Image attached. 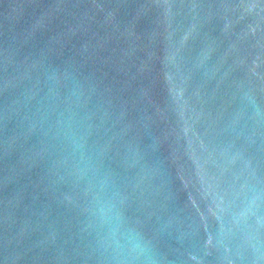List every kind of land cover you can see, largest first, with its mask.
<instances>
[{
	"label": "water",
	"instance_id": "water-1",
	"mask_svg": "<svg viewBox=\"0 0 264 264\" xmlns=\"http://www.w3.org/2000/svg\"><path fill=\"white\" fill-rule=\"evenodd\" d=\"M264 264V0H0V264Z\"/></svg>",
	"mask_w": 264,
	"mask_h": 264
},
{
	"label": "clouds",
	"instance_id": "clouds-1",
	"mask_svg": "<svg viewBox=\"0 0 264 264\" xmlns=\"http://www.w3.org/2000/svg\"><path fill=\"white\" fill-rule=\"evenodd\" d=\"M96 214L104 228V240L116 255L138 259L143 264H154L149 243L126 221L115 204L100 200Z\"/></svg>",
	"mask_w": 264,
	"mask_h": 264
}]
</instances>
